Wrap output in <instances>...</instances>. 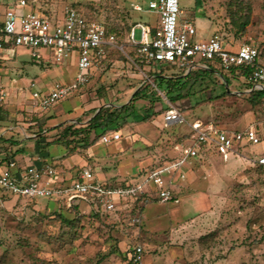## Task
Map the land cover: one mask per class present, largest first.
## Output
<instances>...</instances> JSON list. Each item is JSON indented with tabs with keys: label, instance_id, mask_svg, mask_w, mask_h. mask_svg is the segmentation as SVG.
Listing matches in <instances>:
<instances>
[{
	"label": "rangeland",
	"instance_id": "obj_1",
	"mask_svg": "<svg viewBox=\"0 0 264 264\" xmlns=\"http://www.w3.org/2000/svg\"><path fill=\"white\" fill-rule=\"evenodd\" d=\"M18 1L0 0V13L11 8L20 14H40L43 8L71 2L26 0L28 5L23 8L17 6ZM103 1L90 5L83 14L110 31H118L120 48L109 50L88 85L49 109L37 106L31 97L34 89L28 86L34 82L36 90L46 92L55 83L72 81L77 72L74 60L56 63L49 50L41 49L46 62L38 64L33 50L26 46H17L2 56L0 84L6 88L7 101L0 108V157H13L17 152L10 151L11 147L20 145L21 150L32 153L41 144L42 155L50 163L57 161L58 172L73 175L87 166L103 184H139L148 167L168 161L183 140L192 143L191 125L196 120L211 121L227 131L263 126L264 101L252 105L245 80L226 82L219 70L207 76L197 68L190 80L192 95L173 104L158 90L162 101L156 108L163 113L147 122H130L120 131L123 138L118 143H99L92 150L69 152L63 145L46 148L45 141L54 139L66 125H85L95 109L129 103L136 90L147 84L156 89L151 70L159 71L161 66L140 62L137 49L129 43L132 27L150 23L147 3L140 1L145 9L140 11L130 3ZM197 1L180 0L184 19L195 14ZM201 2L206 7L202 14L213 21L215 35L227 49L236 50L249 37L264 39V0ZM233 13L250 15L246 33L237 32L231 23ZM180 73L176 67L165 69L166 75ZM225 91L226 96L216 97ZM146 104L138 103L141 110ZM170 107L182 113L184 123L165 122L163 115ZM36 137L42 138L38 144ZM114 148L120 150L114 152ZM246 151L247 155L263 154L264 141ZM232 161L224 166L204 163L205 168L196 167L181 194V203L151 202L143 211L142 224L136 227L129 218L90 214L72 226L60 215L68 219L73 215L58 206L56 197L49 205L48 199L33 202L6 197L0 201V264H128L135 244L145 249L143 264H264V167L247 163L229 172ZM5 168L6 163L0 165V171ZM227 171L229 175H225Z\"/></svg>",
	"mask_w": 264,
	"mask_h": 264
},
{
	"label": "built area",
	"instance_id": "obj_2",
	"mask_svg": "<svg viewBox=\"0 0 264 264\" xmlns=\"http://www.w3.org/2000/svg\"><path fill=\"white\" fill-rule=\"evenodd\" d=\"M27 5L26 0L17 3L18 7ZM147 7L150 23H137L129 33V43L137 49L140 62L174 66L186 73L197 68L207 69L208 63H213L227 75L235 69L238 75L235 80H245L248 94L264 90V39L256 41L249 37L236 50H229L217 35L196 39V27L181 20L180 0H148ZM134 8L143 10L139 6ZM17 46L31 48L38 64L46 62L41 49L49 50L56 63L74 60L77 72L70 83H55L46 92L36 90L34 82L28 86V89H34L31 97L42 110L49 109L88 85L108 51L120 48L116 36L110 34L104 24L88 19L74 7H66L62 17H49L31 11L20 14L16 9L7 8L3 14L0 13V64L2 56ZM243 71L245 74L241 76ZM15 84L18 83L14 80ZM6 98L7 91L0 84V108ZM163 117L167 124L185 122L184 116L175 107H170ZM191 127L193 142L182 144L183 156L150 168L142 183L103 184L90 167L82 168L72 181H68L60 176L56 163L38 159L19 165L13 161L0 171V200L3 196H19L28 200L56 197L69 207H80V203L84 202L92 209L93 199L104 211L114 212L119 207L129 210L141 198L137 215L130 220L132 226H137L142 224L143 211L151 202L180 203V197L173 188V177L180 173V177L185 178L183 167L200 158L202 153L214 151L227 160L232 155H240L241 144L256 146L264 140V124L260 130L250 126L241 131H227L211 121L196 120ZM122 136L120 131L108 133L100 142H118ZM253 161L264 166V156ZM144 257L143 245L135 244L131 264H143Z\"/></svg>",
	"mask_w": 264,
	"mask_h": 264
},
{
	"label": "trees",
	"instance_id": "obj_3",
	"mask_svg": "<svg viewBox=\"0 0 264 264\" xmlns=\"http://www.w3.org/2000/svg\"><path fill=\"white\" fill-rule=\"evenodd\" d=\"M84 15L87 17L86 14ZM230 19L233 26L237 27V32H240L241 34L246 33L247 27L250 24V15L244 16L233 13L231 14ZM107 30L110 34H114L116 36L118 42L119 32L110 31L109 29ZM159 65L161 66V69L159 71L151 70L156 89L152 88L150 84H147L136 90V92L133 94V98L129 103L123 104L121 106L111 105L95 109L92 116L88 119L85 125H82L80 122L66 125L54 139L45 141V147L47 148L49 145L55 144L65 146L68 152L75 149L89 150L97 143H99L105 134L120 131L130 122H147L153 116H157L163 113V109L157 110L156 108L157 103L162 101L158 90L165 92L167 98L173 104H177L179 101H182L188 96L192 95L190 89L192 88L193 84L190 83V80L192 79L193 71L186 73L185 71L180 70V74L166 75L165 69L174 66H167L164 64ZM216 70L220 71V75L223 79L226 80V82L235 80V78H237L238 76L235 69L232 70V73L230 75H227L223 73L220 67H215L213 63H208V68L202 69L204 74L207 76L215 73ZM244 74L245 71L241 73V76H243ZM207 89L208 87H206V90ZM226 95L227 92L225 91L224 93L217 95L216 97H222ZM211 98L212 97L210 96V99ZM140 101H144L147 103L142 110L138 105ZM249 101L252 103V105H256L260 101H264V90H255L249 93ZM256 128L259 129L258 127ZM40 140H42V138H39V141ZM39 146L40 148L38 153H41V144H39ZM21 151L22 150H18L17 152ZM6 197L10 196H3L2 199ZM51 200L52 199H48V205L50 204L49 202ZM91 200L92 213L90 214V216L97 218L104 217L106 219H111L113 217H117L119 219L129 218V220H131L137 215V208L142 199H138L135 204L125 212L120 207L117 208V210H115L114 212H106L101 208L100 204L96 200ZM30 201L37 202L38 199H33ZM57 204L73 215V218L71 219L62 217V215H60L64 223L70 224L72 226L76 223H79L82 217L88 215L86 213H83L78 205H72L69 207L63 201H57ZM128 264H131V261H129Z\"/></svg>",
	"mask_w": 264,
	"mask_h": 264
},
{
	"label": "crops",
	"instance_id": "obj_4",
	"mask_svg": "<svg viewBox=\"0 0 264 264\" xmlns=\"http://www.w3.org/2000/svg\"><path fill=\"white\" fill-rule=\"evenodd\" d=\"M70 1H71L70 4L66 3L62 7H57V8H53V9L49 8V7L43 8V10L40 12V14H43V15H46V16H49V17H62L66 7H74V8H77V9L81 10L82 12L87 13L88 12L87 9L89 8L90 5H101V4L105 3L103 0H70ZM114 1L119 2V4L130 3L131 5H133V7L134 6H139V7L143 8V11L145 10L144 9V5L141 4V2H140L141 0H114ZM143 1H145V4L148 2V0H143ZM198 5H200V6H198ZM203 5H204V3H202L201 0H198L196 2V12L191 18L184 19L183 18V11H182V15H181V20L183 22H191L196 27V30H197L196 39H208V38L212 37L213 35H215V26H214L213 21L210 20L209 17H207L206 15H203L202 12H201V11H203L206 8ZM134 10H137V9L134 8ZM31 12H35V11H31ZM148 14H149V12H148ZM215 73H217V71H215ZM70 82H68V83H70ZM12 85L14 87H16L14 85V83ZM122 138H123V136H122ZM36 139H37L36 142L38 144L39 139L37 137H36ZM187 141L188 140H186V141L183 140L182 143H180L177 146L176 153L173 156L170 157L171 159L169 158V159H166V160H172L174 158H179V157L183 156L182 144L184 143L185 145H190V144H188ZM191 142H193V141H191ZM99 143H101V142H99ZM99 143H97L95 146L99 145ZM101 144H103V143H101ZM95 146H93L90 149L92 150L93 148H95ZM252 147H254V146H251V145L245 144V143L241 144L240 147H239L240 155H232L227 160L222 158L216 152L209 151V152L204 153V154L202 153L200 158H198L196 160H193L190 163L186 164L183 167V169H182V173L185 174V178H181L180 177V173L175 174L174 177H173V188L176 191V193L179 195L180 200H181V194L183 193L184 189L187 187L188 180L192 177V175H195V170H196L195 168L196 167H201L203 169V168H205L203 166L204 163H206L207 166H211L212 165L213 167H215V165L217 163L220 164V165L222 164L224 166V165H227L230 162V160H233L232 161L233 166H232L231 170L229 171V172H231V171L236 170L237 167L246 165L247 163H250L252 165H256L257 163H255L253 161L254 158L264 156V153L263 154H259V155L256 154V153H253V154L249 153V155H247L246 154L247 153L246 150L250 149ZM39 148H40V146L38 144L36 150H33L32 153H28V152H26L23 149H22L21 152H17L18 150H21V146L20 145H18L16 147H11L10 151L13 150V152H17V153L13 157H10V158L9 157H3L4 155L1 154L0 165H2L3 163H6V166H7L9 162H13V161L18 163L19 165H27V164L36 162L38 159H42L45 162H49L48 158H45L42 155V153H38ZM119 150H120L119 148H114L113 149L114 152H117ZM53 163H57V161H54ZM161 163H163V162H161ZM259 166H262V165H259ZM85 167H87V166H85ZM262 167H264V166H262ZM150 168H152V167H148V170ZM78 172L76 174H73V175L71 174L70 175L68 171H62V172H59V174L64 179H66L68 181H72L77 176ZM229 172L227 171V173L225 175H229ZM145 178H146V176H145ZM109 183H118V181L117 182H114V181L112 182L111 181ZM119 183H123V182H119ZM180 203H181V201H180ZM80 210L83 213H86V214H91L92 213V209L84 202L80 203ZM173 237H174V235L172 236V239H173Z\"/></svg>",
	"mask_w": 264,
	"mask_h": 264
}]
</instances>
